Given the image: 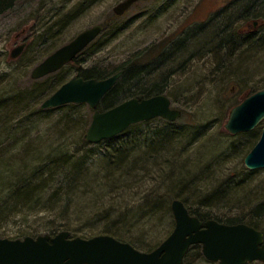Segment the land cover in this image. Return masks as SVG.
Segmentation results:
<instances>
[{"label":"rangeland","instance_id":"1","mask_svg":"<svg viewBox=\"0 0 264 264\" xmlns=\"http://www.w3.org/2000/svg\"><path fill=\"white\" fill-rule=\"evenodd\" d=\"M122 1L15 0L11 10L0 16V94L8 97L12 92H32L36 85L41 86L37 91L49 86L42 102L76 77L78 67L94 68L107 76L140 53L144 80L161 86L181 117L172 123L157 118L141 126L136 131L141 134L138 147L130 149L131 142L123 140L122 146L111 148L85 145L83 137L93 114L86 105L70 118H64V111L41 113L39 104L28 113H9L0 121L2 197L6 196L4 176L14 169L11 163L25 162L38 152L60 160L73 154L85 156L87 178L79 186L88 188L78 189L68 210L66 197L53 205L52 188L39 203L31 194L26 209L17 214L3 211L0 239L51 235L53 230L84 239L107 233L145 252L173 230L171 202L175 199L201 215L250 220L264 232V168L251 171L244 165L261 135L264 119L248 132L231 134L224 128L231 109L264 85V0L139 1L113 18V8ZM245 9L252 16L243 17ZM94 25L104 27L97 36L105 42L101 49L79 56L56 75L31 79L34 67ZM52 26L56 27L53 31ZM249 32L255 34L254 46L247 41ZM221 33L234 41L220 45ZM21 45L24 50L12 59L10 53ZM79 115L86 122L84 129L74 131V125H65L67 119L74 124ZM168 129H179V138L158 146L153 132ZM147 145L152 149L147 150ZM115 148L130 150L121 160L123 171L110 173L114 178L106 187L103 168ZM145 151L150 155L147 160L139 155ZM129 167L133 170L126 172ZM101 185L105 190L99 189ZM219 199L224 202L216 203ZM4 204L0 199V207ZM94 204L93 211L82 216ZM146 205L156 208L155 212L141 211ZM183 264L218 263L195 249L188 250Z\"/></svg>","mask_w":264,"mask_h":264},{"label":"water","instance_id":"2","mask_svg":"<svg viewBox=\"0 0 264 264\" xmlns=\"http://www.w3.org/2000/svg\"><path fill=\"white\" fill-rule=\"evenodd\" d=\"M148 0H124L113 8L114 14L123 15L134 3ZM103 31L94 25L79 33L73 40L47 56L31 71V79L53 74L70 63ZM21 45L10 56L18 57ZM122 72L105 79L72 77L63 83L40 105L42 110L67 104H86L94 109L86 131V141L98 144L119 135L131 125L155 118L175 122L181 111L171 106L170 99L155 95L144 99L130 98L105 111L96 108L107 92L117 83ZM264 119V90L245 98L233 107L224 128L231 134L253 130ZM244 165L253 171L264 168V127L257 143L244 158ZM174 218L172 232L150 252L137 250L110 235L88 239L71 238L62 231L54 236L0 239V264H183L191 246L199 245L201 254L218 264L264 263V235L244 223L223 224L215 220L200 221L188 213L184 204L171 202Z\"/></svg>","mask_w":264,"mask_h":264},{"label":"trees","instance_id":"3","mask_svg":"<svg viewBox=\"0 0 264 264\" xmlns=\"http://www.w3.org/2000/svg\"><path fill=\"white\" fill-rule=\"evenodd\" d=\"M15 3V0H0V16H3L6 12L10 11L11 8L13 7ZM243 11V10H242ZM243 14L245 16H252V13L247 14L246 9L243 11ZM113 18L115 17V14L113 13ZM117 19V18H116ZM56 28L52 26L50 29L53 31V29ZM104 28V27H103ZM262 31V38L261 41H264V26L261 29ZM52 34L51 32L48 31V35ZM223 35V38H220V45H227L229 46L230 43L234 41L232 36L228 35L227 33L225 34H220ZM52 36V35H51ZM50 36V37H51ZM255 34L251 33L247 37V41L250 43L252 46L253 43H256V40L254 39ZM100 37V36H99ZM230 42V43H229ZM105 45V42L101 41V39H96L95 42H92L87 48H85L80 54H78L71 63H75L77 58L81 55H84L88 53V51L94 52L97 48L98 50L101 49ZM254 46V44H253ZM136 62L133 63L129 62L126 64H122L117 69H115L113 72H111L109 75H105L103 72L97 71L94 68H77V76L76 77H81L83 79H105L108 78L117 72H122V75L120 76L119 81L110 89L109 92L106 93L104 98L102 99L101 103L99 104V110H106L109 109L115 104L117 105V102H120L121 99H130V98H138V99H144L148 98L154 95H159L163 93V88L161 86L154 84L151 86L150 83H148V80H144L145 78L141 75L143 73L141 70L140 65H142L140 59V53L137 55V57L133 58ZM243 64H241L240 70L243 67ZM67 66V65H66ZM139 66V67H138ZM64 68V67H63ZM62 68V69H63ZM60 69L59 71H61ZM59 71H57L54 74L51 75H56ZM147 73V72H146ZM48 75V76H51ZM63 84V83H62ZM61 84V85H62ZM44 84L43 86H45ZM54 86V85H52ZM260 87L258 90H262L263 87L260 84ZM41 86L36 85L34 90L32 92L24 91V92H19V93H14L12 92L11 96H4L5 93L0 94V121L2 123L4 120L7 118L8 114L11 113L12 115L14 114H19V113H28L32 111L34 106L37 104H41L42 98L45 96V91L49 88L46 87L45 89L41 91H37L36 89H40ZM254 88V86H253ZM255 89V88H254ZM256 90V91H258ZM255 91V92H256ZM54 93V92H53ZM52 93V94H53ZM124 101V100H123ZM122 102V101H121ZM84 108V104L80 105H75V104H68L64 105L58 108L54 109H46V110H39L41 113H50L52 111H64V118H70L72 117L73 111L76 112H81L83 111L82 109ZM69 112V113H68ZM69 119H67L65 125H74L72 126L71 129L78 130L79 127L84 129L86 127V122L81 119L80 115L76 119L75 123L72 124L71 122H68ZM150 121L138 123L135 125L130 126L128 129H126L123 133L119 134L118 136L109 139L107 141L101 142L100 144H106L108 145L109 148L112 147V145H117V146H122L123 141H126L128 143L131 142L132 146L130 149L134 148L136 149L138 147L139 141L137 140L138 137H141V134L139 132H136L141 126L148 124ZM169 128V127H168ZM179 129H168L163 132H153L156 141H160L159 145H165V143L169 144L177 138H179ZM151 135V134H149ZM83 137V135H81ZM126 139V140H124ZM123 140V141H122ZM83 141H85L83 137ZM122 141V142H121ZM145 143V142H142ZM85 145H90L88 143H85ZM151 145H147V150L152 149L150 147ZM129 149V150H130ZM115 153H111L112 155H109L106 157V165H104V172L106 174L102 175V181L104 182V185L108 187L110 184V181L114 178L110 175V173L113 172H122L121 170L123 167H121L123 158L126 156L127 152L129 150H123L121 149H113ZM73 154V153H72ZM47 155V154H46ZM140 156L143 157V160H147V157H150L148 152L145 151V153L139 154ZM117 156V160H115ZM36 157V158H35ZM61 157V156H60ZM59 156H52L48 155L45 156V154H40L39 152L35 155H31L29 159H26L25 162L19 163V162H13L11 163V167H14L12 170L11 174H7L4 176V181L6 184L5 186V197H2L3 194H0V199L2 198L5 200V204L0 207V217H3L5 215V212L3 211H13L15 214L19 213V211L22 209H26L29 204L28 200L31 198V194L35 195L34 198H36V202L39 203L40 199L42 200L45 195V193L52 188L53 191V196H50V199L54 203L57 204L60 198H67V203H66V209L68 210L69 208V203L70 199L74 197L76 194H79L78 189L82 188L84 185H82L87 178V170L86 169V164L87 160L85 156H79L77 155H72V158L70 157L69 159L64 160L63 158L60 160L58 159ZM85 161V162H83ZM7 163V162H6ZM133 167H129L126 169L127 171H131ZM133 170V169H132ZM15 171V172H14ZM14 172V173H13ZM102 173V172H101ZM100 173V174H101ZM99 174V175H100ZM101 176V175H100ZM7 178H9L7 180ZM96 176H94V183ZM82 183L80 186L79 184ZM94 185V184H93ZM72 187V190H71ZM105 187V188H106ZM39 189L40 192H33L34 189ZM83 188H86L85 186ZM88 188V187H87ZM86 188V189H87ZM103 185L99 186V189L105 190ZM226 189V188H225ZM65 190V192H61ZM58 191V193H57ZM59 196H56V194H60ZM59 198V199H58ZM58 199V200H56ZM56 200V201H55ZM62 200V199H61ZM221 199L217 200L216 203H223L224 200L220 202ZM150 201H147L148 203ZM33 204V203H32ZM31 204V205H32ZM156 206V203H155ZM53 207V206H52ZM150 205H146L144 208L141 209V211L147 210L148 212H155V209H152ZM95 208V204L89 207L90 211L88 210L86 215L85 211L84 213L81 212L82 216L87 217L88 213L93 211ZM45 209V208H44ZM152 210V211H151ZM188 212L196 216L199 220L201 221H206L209 219H213L217 222L224 223V224H238V223H244L248 226L253 227L254 229L258 230L257 225L255 222L252 221H244L241 218H224L222 216H214L208 213L205 214H199L195 212V210H189L187 209ZM66 211V210H64ZM93 213V212H92ZM75 231V230H74ZM261 231V230H260ZM56 230H53L51 233V236L54 235ZM263 234L264 232L261 231ZM56 234V233H55ZM105 235H108L107 233H103ZM94 236V235H93ZM26 237V236H25ZM35 237V236H32ZM76 237V236H75ZM80 237V236H78ZM92 236H86V238H90ZM83 238V237H81ZM18 239V238H16ZM119 240V239H118ZM123 242V240H121ZM130 244V243H129ZM132 245V244H131ZM159 245V244H158ZM158 245H156L154 248H156ZM135 247L134 245H132ZM136 248V247H135ZM154 248H149L145 249V252H150ZM198 250L200 251V247L198 245L190 247V250ZM201 252V251H200Z\"/></svg>","mask_w":264,"mask_h":264},{"label":"flooded vegetation","instance_id":"4","mask_svg":"<svg viewBox=\"0 0 264 264\" xmlns=\"http://www.w3.org/2000/svg\"><path fill=\"white\" fill-rule=\"evenodd\" d=\"M130 8H131V7H130ZM128 10H129V9H128ZM128 10H127V11H128ZM127 11H126V12H127ZM126 12H125V13H126ZM125 13H124V14H125ZM124 14H123V15H124ZM121 16H122V15H121ZM254 25H256V23H254ZM249 34H250V32H249ZM249 34H248V35H249ZM24 47H25V46H24Z\"/></svg>","mask_w":264,"mask_h":264},{"label":"bare ground","instance_id":"5","mask_svg":"<svg viewBox=\"0 0 264 264\" xmlns=\"http://www.w3.org/2000/svg\"><path fill=\"white\" fill-rule=\"evenodd\" d=\"M230 43V42H229Z\"/></svg>","mask_w":264,"mask_h":264}]
</instances>
